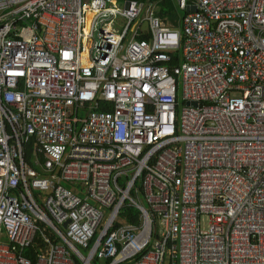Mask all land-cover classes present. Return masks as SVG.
Masks as SVG:
<instances>
[{
  "label": "built area",
  "instance_id": "2783aa9c",
  "mask_svg": "<svg viewBox=\"0 0 264 264\" xmlns=\"http://www.w3.org/2000/svg\"><path fill=\"white\" fill-rule=\"evenodd\" d=\"M121 1L0 0V264H264V0Z\"/></svg>",
  "mask_w": 264,
  "mask_h": 264
},
{
  "label": "trees",
  "instance_id": "16d2710c",
  "mask_svg": "<svg viewBox=\"0 0 264 264\" xmlns=\"http://www.w3.org/2000/svg\"><path fill=\"white\" fill-rule=\"evenodd\" d=\"M157 9H158V15L161 16L162 18H166V21H168L173 27H177V21L179 19V16L181 15V11H179L173 0H158L157 2ZM29 157H30V145L29 143L25 144L24 148V158L25 160L29 162ZM40 161H42V157L39 156ZM64 187L69 188V184H63ZM131 195H134L133 191H131ZM123 216L127 220L128 223H137L138 217H139V212L137 209H135L131 205H125L122 208ZM35 245L39 246L40 245V240L37 239L35 243L25 251V254L29 253L32 254L34 253L35 250ZM33 259V257H32Z\"/></svg>",
  "mask_w": 264,
  "mask_h": 264
},
{
  "label": "rangeland",
  "instance_id": "374dc122",
  "mask_svg": "<svg viewBox=\"0 0 264 264\" xmlns=\"http://www.w3.org/2000/svg\"><path fill=\"white\" fill-rule=\"evenodd\" d=\"M116 4L118 6H122V1L121 0H116ZM39 193L42 196L45 195V192H43V191H40ZM89 203L94 204L92 201H89ZM206 228H207L206 221H202V223H201V229H206Z\"/></svg>",
  "mask_w": 264,
  "mask_h": 264
},
{
  "label": "water",
  "instance_id": "95a60500",
  "mask_svg": "<svg viewBox=\"0 0 264 264\" xmlns=\"http://www.w3.org/2000/svg\"><path fill=\"white\" fill-rule=\"evenodd\" d=\"M191 9L193 10V7H191ZM189 104L192 105V106H195L196 105L195 102H190ZM63 226H65V224H63Z\"/></svg>",
  "mask_w": 264,
  "mask_h": 264
}]
</instances>
